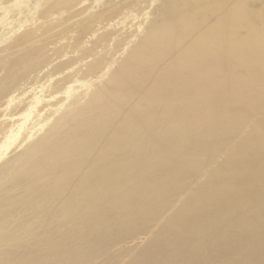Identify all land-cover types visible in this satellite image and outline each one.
I'll use <instances>...</instances> for the list:
<instances>
[{"label":"bare ground","instance_id":"bare-ground-1","mask_svg":"<svg viewBox=\"0 0 264 264\" xmlns=\"http://www.w3.org/2000/svg\"><path fill=\"white\" fill-rule=\"evenodd\" d=\"M0 264H264V0H0Z\"/></svg>","mask_w":264,"mask_h":264}]
</instances>
